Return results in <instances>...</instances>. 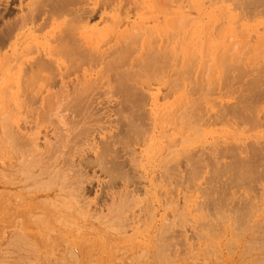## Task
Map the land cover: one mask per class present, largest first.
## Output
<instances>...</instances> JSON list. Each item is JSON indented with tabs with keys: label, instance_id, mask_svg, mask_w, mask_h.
<instances>
[{
	"label": "bare ground",
	"instance_id": "obj_1",
	"mask_svg": "<svg viewBox=\"0 0 264 264\" xmlns=\"http://www.w3.org/2000/svg\"><path fill=\"white\" fill-rule=\"evenodd\" d=\"M21 2L0 264H264V0Z\"/></svg>",
	"mask_w": 264,
	"mask_h": 264
},
{
	"label": "rangeland",
	"instance_id": "obj_2",
	"mask_svg": "<svg viewBox=\"0 0 264 264\" xmlns=\"http://www.w3.org/2000/svg\"><path fill=\"white\" fill-rule=\"evenodd\" d=\"M22 1V2H21ZM28 1H30V0H0V30L2 29V27H3V22H4V20H10V19H12V18H15V16L18 14L17 12H18V7H19V3L21 2L23 5L24 4H26ZM95 12H97V11H95ZM95 12H93L92 13V15L94 16V17H97L98 15L97 14H95L94 15V13ZM17 13V14H16ZM98 13V12H97ZM12 16V17H11ZM38 19L39 20H42L40 17H38L37 18V20H35L36 22V25H38V26H40L43 22V20L42 21H38ZM48 29V28H47ZM46 29V30H47ZM24 32H25V30H24ZM23 35H25V36H23V38H22V35H20L19 36V38H21V40L20 39H18L17 40V45H19L18 46V49H21V48H25V43H23L24 42V40L26 39V32L25 33H23ZM20 43V44H19ZM153 93H154V91H153ZM102 98V97H101ZM100 107V106H99ZM126 160V158H120L119 160ZM128 167V168H127ZM127 167H126V169H130L129 167H131V165L129 164V166L127 165ZM133 169V168H132ZM90 173V172H89ZM85 182V181H84ZM87 182H89V183H87ZM86 183H87V185L86 184H84L83 186H84V190L85 191H87V192H89V190H91L89 193L91 194V196L92 195H94V191L98 188V187H96L95 186V182H94V180L93 181H91V180H88ZM92 182V183H91ZM89 185H91V186H89ZM88 186V187H87ZM96 189H95V188ZM101 187V186H100ZM93 189V190H92ZM99 189V188H98ZM103 191H105V189L103 190ZM102 190H101V192H100V190H98L97 191V193L98 192H100L101 194H103V195H101V197H105V195H104V193H106V192H103ZM93 193V194H92ZM97 193L95 194V195H97ZM99 194V193H98ZM100 197V196H99Z\"/></svg>",
	"mask_w": 264,
	"mask_h": 264
}]
</instances>
